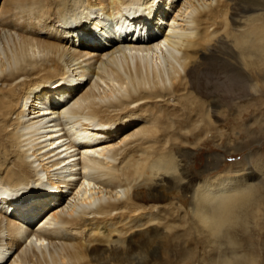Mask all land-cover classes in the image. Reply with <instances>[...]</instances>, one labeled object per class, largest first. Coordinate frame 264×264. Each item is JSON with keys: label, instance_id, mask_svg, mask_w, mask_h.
I'll return each mask as SVG.
<instances>
[{"label": "bare ground", "instance_id": "6f19581e", "mask_svg": "<svg viewBox=\"0 0 264 264\" xmlns=\"http://www.w3.org/2000/svg\"><path fill=\"white\" fill-rule=\"evenodd\" d=\"M240 1L3 0L0 264H180L186 236L241 248L264 164L201 180L222 155L198 168L186 145L264 91V0Z\"/></svg>", "mask_w": 264, "mask_h": 264}, {"label": "rangeland", "instance_id": "374dc122", "mask_svg": "<svg viewBox=\"0 0 264 264\" xmlns=\"http://www.w3.org/2000/svg\"><path fill=\"white\" fill-rule=\"evenodd\" d=\"M240 2H244V1L241 0ZM2 3H3V0H0V8L2 6ZM162 26H166V25L162 24ZM48 28H51V27L48 26ZM0 32H1L0 39H3V37H1L3 36V30H0ZM99 51H97V54L102 52V51L100 52ZM91 53L93 52L90 51L88 54L87 53L84 54L83 59H82L83 61L81 60L82 62L80 63L87 65L89 61H92V58L90 56L88 57V55H91ZM92 55L94 56L95 54H92ZM84 60H87V61H84ZM77 66L78 65L75 64V66L71 68H75ZM259 98L260 100L258 103L253 101V99H251L250 101H248L247 99L245 101H242V103H240L239 106H235V105L232 106V108L228 112L229 115L223 116V118L217 122L219 125L218 126L212 125L210 133H207V135L203 136L202 142L207 141V138L210 137L209 138L210 142H208L206 145H202V146H199V148H195V146L193 145L194 143L193 140H190L188 144L186 143V145L189 148H191V150L194 151V153L199 154V157L197 159L198 168L199 166H201L202 163H204V161H206V159L208 158L207 155H210V154H221L222 155L221 163L223 165L221 164V166H219L218 168H214V169L209 168V172L208 173L206 172L207 173L206 177L201 178V180L210 179V182H211L212 180L215 179L214 177L217 176L218 174L230 172L229 170H236L237 167H239L240 169H243L244 168L243 165L246 162L245 155L246 157H248V155L251 156V162L254 163V165H257L259 163L264 164V134L258 131L260 129V126H262L264 129V91L261 92V96ZM223 108H226V107H223ZM102 128L111 130V129L117 128V126H115V123H114L112 125H106ZM248 142H250V144H247ZM216 143L218 144L222 143L223 145H220L219 147H217ZM237 145H241L242 147H239V146L237 147ZM224 146L229 149V152L225 151L226 149ZM238 148L240 149L238 150ZM183 151L187 153L186 150H183ZM247 212L253 215V217H250L249 219H247L245 223L244 229H248V230L245 232L243 231L244 233L243 235L240 232L237 234V239L240 242L239 247L241 245L242 246L241 248L237 249L235 253L232 252L231 254V251L229 250V247L231 245L229 246V244L226 245L224 243L222 244V246L224 245L223 247L225 248L224 249L222 247V249H224L222 250L224 251L222 252L224 255L222 256L218 254L221 251L220 250L217 253V255H215L217 257L216 258L214 256L215 251L214 253L213 251L211 252L210 243L201 244L200 247H196L198 238L196 236H186L187 238L195 237L196 240H194L192 244L189 245V248H191L189 250L190 252L188 251V253L186 254V258L183 260V262H180V264H210L209 258L210 260H212L211 261L212 264H213L212 258H214V264H221V262L219 261L220 260L222 261V258L223 259L228 258V256L231 258L232 256L241 257L239 258L241 260L245 258L246 260H249L250 264H264V218H263L264 216L260 214L259 212H258L259 215H257V213L254 212L253 209H249ZM3 234H4V237L8 239L7 237L8 235L5 230ZM177 234H179L177 241H183L184 238H186L184 237L183 234H181V232ZM32 239L33 238H31L30 243L31 242L33 243ZM27 241L29 240L27 239L25 241L21 240L20 241L21 243L18 248H21V247L29 248V244H27ZM43 242L45 245H42ZM53 243L54 242H48V241L43 240L40 247L44 250H47L48 248L49 250L58 249L57 247H53L54 245ZM56 243L59 244L58 242ZM31 246H33V244ZM33 249H36V248L33 247ZM177 249H175V251ZM7 250H9L10 252V249H7ZM193 255L194 257L190 259V257ZM160 258L162 260V257ZM153 261H155L156 264H163V263L158 262L160 261L158 257L154 258Z\"/></svg>", "mask_w": 264, "mask_h": 264}]
</instances>
